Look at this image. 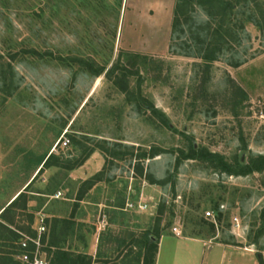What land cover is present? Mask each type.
<instances>
[{
	"label": "rangeland",
	"instance_id": "1",
	"mask_svg": "<svg viewBox=\"0 0 264 264\" xmlns=\"http://www.w3.org/2000/svg\"><path fill=\"white\" fill-rule=\"evenodd\" d=\"M175 3L0 0V212L33 180L27 212L35 235H23L38 237L45 225L39 252L46 264L63 249L72 256L65 264L77 260L83 226L61 198L76 199L95 184L113 198L125 192L132 264L143 263L157 230L175 244L174 226L181 236L209 240L207 247L190 242L193 264H258L257 250L264 258V170L227 174L205 157L184 158L190 145L239 168L264 156V37L239 14L240 41L217 60L186 55L194 44L172 35ZM85 149L93 167L86 179L71 177L78 166L62 163L73 165ZM94 176L88 188L84 181ZM92 227L84 225L90 240ZM166 241L162 262L172 259ZM216 243L230 247L224 253Z\"/></svg>",
	"mask_w": 264,
	"mask_h": 264
},
{
	"label": "trees",
	"instance_id": "2",
	"mask_svg": "<svg viewBox=\"0 0 264 264\" xmlns=\"http://www.w3.org/2000/svg\"><path fill=\"white\" fill-rule=\"evenodd\" d=\"M251 8H254L255 12ZM198 10L204 12L207 20L200 19ZM244 13H247L246 19L255 24L264 37V3L260 0H176L172 35L175 36L177 34L178 39L184 35H189V37L187 36L188 39L182 43L186 46L193 43L195 51L188 52L186 55H200L203 60L211 62L217 60L226 50H229L231 43L240 41L238 34L243 32L245 19L237 16ZM189 38H192L193 42H189ZM238 63L236 62L234 65H238ZM85 65L92 70V64L89 65V62H85ZM101 71L102 69L100 68L95 73L98 74ZM108 72L111 74L113 71L110 70ZM150 109L163 123H168L165 114L155 107ZM52 154L51 152L48 157L41 158L39 171L44 166L50 165ZM89 155L90 152H86L85 149L84 155L75 161L73 165H67L64 162L62 166L67 169L80 166ZM202 157H205L210 163L215 164L216 167L227 174H243L253 170H264V156L251 160V166L239 168L228 163L222 155L206 150L198 151L193 145H190L189 152L184 155V158L187 159ZM94 180H96V176L85 180L84 184L90 188ZM32 181L22 191L18 192L0 212V219L3 221L2 223L0 222V246L2 247L0 249V264H24L17 258L23 251L20 246L22 235L25 232L35 235L32 229L35 220L34 216L27 212L28 188ZM261 222V228L259 229L264 232V208L261 212ZM161 235V231L157 230L154 236L148 237L142 264H155V255ZM251 243L258 244L257 236L252 239ZM261 253L260 250L256 251L258 264H264V258Z\"/></svg>",
	"mask_w": 264,
	"mask_h": 264
},
{
	"label": "crops",
	"instance_id": "3",
	"mask_svg": "<svg viewBox=\"0 0 264 264\" xmlns=\"http://www.w3.org/2000/svg\"><path fill=\"white\" fill-rule=\"evenodd\" d=\"M93 158L94 155H91L82 165L73 170L70 176L74 177V173L79 175L83 173V176L78 177H80V179H86L87 173L93 167ZM97 171L98 170H93V173ZM28 184L29 182L24 185V188ZM95 189L96 184L89 189L87 193L81 195V197H77L76 199L68 197L61 198L65 201L64 204H67L69 207V212L66 214L69 216L74 214V219L77 221L76 226H83V230L76 234V243L79 242L77 244L79 247L77 249L78 258L74 264H132L130 255L132 246L130 234L131 218L129 210L125 208L127 200L125 198V192L123 193V198L122 195L120 197L119 193L113 198L108 191V193L105 192L102 194ZM15 196H13V198ZM73 202H76L74 207L71 206ZM48 213L47 215L49 218L56 217L51 206L48 208ZM89 222L95 226L94 228L92 227L91 240L88 238V231L84 229V225ZM171 234L177 239L175 244H173V240L166 241L164 234L161 235L155 255V264H193L192 259H190V252L192 250L190 242L201 243L203 247L209 245V240L206 239L181 235L177 236L173 232ZM165 241L166 244H169L171 247L172 259L162 262V251ZM216 244L224 249V253H226L225 248L230 247L220 243ZM50 246L53 247L55 244L53 245L51 243ZM65 251H67V253ZM59 255V260L56 259L53 264L71 262L72 256L69 255V250L63 249ZM181 257H183V260H179Z\"/></svg>",
	"mask_w": 264,
	"mask_h": 264
},
{
	"label": "built area",
	"instance_id": "4",
	"mask_svg": "<svg viewBox=\"0 0 264 264\" xmlns=\"http://www.w3.org/2000/svg\"><path fill=\"white\" fill-rule=\"evenodd\" d=\"M67 142V140H64L62 144L66 145ZM132 205L131 203L127 204L129 207ZM139 207L143 208L141 205H139ZM221 207H223V205H221ZM205 214L207 216H212L210 211H207ZM232 225L237 229L240 228V222L237 217L232 218ZM37 231L39 233L38 237L22 235L20 246L23 251L17 258L24 264H46L45 259L42 258L39 252V247L41 245L40 234L45 231V225L42 222L38 225ZM172 232L177 236L181 235V230L176 226L172 228Z\"/></svg>",
	"mask_w": 264,
	"mask_h": 264
}]
</instances>
